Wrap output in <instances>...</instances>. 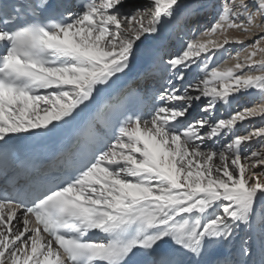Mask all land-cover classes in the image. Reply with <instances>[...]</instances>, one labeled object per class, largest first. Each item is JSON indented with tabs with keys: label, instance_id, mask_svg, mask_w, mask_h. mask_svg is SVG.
Segmentation results:
<instances>
[{
	"label": "snow or ice",
	"instance_id": "1",
	"mask_svg": "<svg viewBox=\"0 0 264 264\" xmlns=\"http://www.w3.org/2000/svg\"><path fill=\"white\" fill-rule=\"evenodd\" d=\"M170 31L209 38L166 53ZM245 39L243 58L209 68ZM138 65L158 78L129 90L110 131L89 121L67 167L0 187V264H264V0H0V170L79 127ZM251 92L261 100L216 115Z\"/></svg>",
	"mask_w": 264,
	"mask_h": 264
},
{
	"label": "bare ground",
	"instance_id": "2",
	"mask_svg": "<svg viewBox=\"0 0 264 264\" xmlns=\"http://www.w3.org/2000/svg\"><path fill=\"white\" fill-rule=\"evenodd\" d=\"M220 2V0H210V3H215L218 4ZM209 11V12H208ZM218 11L219 9L217 8H212L209 7L207 10V14L205 15V17L200 21V25L198 28V32L202 33L204 29H210V27L212 26L214 20L217 18L218 16ZM177 32L175 31H170L169 33L165 34V38L163 40V50L166 53H171V52H175L178 51L181 47H182V41L180 40L181 38L183 40L189 39V38H194V39H205V38H209V37H205L204 35H197V34H193V33H186V34H179V37L177 38V36H175ZM227 34L229 35L230 39H244L247 34L243 33V32H238L236 30H228ZM211 39H219L221 42L223 40V36L217 34L216 36H212L210 37ZM250 41H248L247 39H245V44H238V43H230L228 45H225V47L216 54V56L214 57V59L210 62L209 68L213 67V66H218L221 69H225L227 67H230L232 65H234L237 60H236V55L239 54V56L241 58H243L246 54L247 51H250V49H246L245 45L249 44ZM260 57L258 56L257 59H259ZM141 71V68L139 71L136 72V74L134 75V77L132 78V81L134 82L135 79H138V73ZM206 74L205 70L203 69L202 66H197L193 69V72L190 73L187 77V80H194L197 78H203V76ZM158 77H154V79H157ZM153 82V80H149V83L142 85V81L141 80H137L138 84L142 85V89L143 91L146 90L149 85H151V83ZM136 83V81L134 82ZM134 86H138V84H134ZM261 100V97L259 96L258 93L256 92H251V93H245L237 98H235L232 103L229 106H220L223 110H228V113L230 112H234L235 110H237L239 107H243V106H251L254 101L259 102ZM237 103H236V102ZM239 102V103H238ZM194 107V112H196V105L193 106ZM217 108V113L216 115L220 118H226L227 116H223L222 114H219V108ZM232 109V111H231ZM193 112V115H195V113ZM244 123L239 124L237 128L235 129V134H243L242 132V128L239 129V127L242 125L243 126ZM259 124V121L256 122V125ZM252 126V125H251ZM250 126V127H251ZM249 128V127H248ZM226 141H220L219 143L222 145L223 143H225ZM257 143H252L251 145H249L247 148L244 149L245 150H250L253 147H255Z\"/></svg>",
	"mask_w": 264,
	"mask_h": 264
},
{
	"label": "rangeland",
	"instance_id": "3",
	"mask_svg": "<svg viewBox=\"0 0 264 264\" xmlns=\"http://www.w3.org/2000/svg\"><path fill=\"white\" fill-rule=\"evenodd\" d=\"M129 2H130V4H133V5H136V4H140V3H143V2H146V0H129ZM209 12V11H208ZM207 12V13H208ZM175 36H177V38L179 37V34L178 33H176L175 34ZM181 41H183V39L181 38L180 39ZM154 78H152L151 80H153ZM236 102V101H235ZM254 102H256V101H254ZM237 103V102H236ZM239 103V102H238ZM231 111H232V109H231ZM195 114H196V112H194ZM232 112H230V113H228V110L226 109V110H223L221 107L219 108V114H222L224 117L225 116H228L229 114H231ZM258 120H256V121H253V125H256V122H257ZM251 125L249 124V123H247V122H244V124H243V126L241 125L240 127H239V129L240 128H242L243 130H242V132L244 133V131L246 130V129H248V127H250ZM253 143H257L256 145H255V147H253V148H256V147H258L259 146V142H253ZM251 150V149H250ZM250 150H248V151H250ZM245 152H247V150H245Z\"/></svg>",
	"mask_w": 264,
	"mask_h": 264
}]
</instances>
